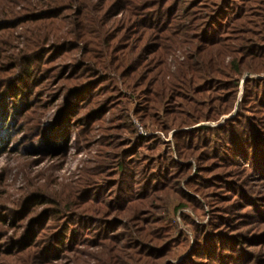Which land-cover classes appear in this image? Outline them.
Segmentation results:
<instances>
[{
    "label": "trees",
    "instance_id": "obj_1",
    "mask_svg": "<svg viewBox=\"0 0 264 264\" xmlns=\"http://www.w3.org/2000/svg\"><path fill=\"white\" fill-rule=\"evenodd\" d=\"M64 1L51 0L26 19L54 21ZM117 3L131 20L118 26L108 64L72 65L71 75L86 78L65 87L49 131L36 122L26 139H37L32 145L45 155L63 154L68 135L75 131L88 142L113 103L121 107L118 125L106 132L123 129L130 136L101 128L100 160L74 198L58 201L34 191L17 207L0 205V258L50 263L82 244L123 241L122 250L109 246L100 264H264V0ZM8 22L0 19V32ZM69 47L55 43L49 51L42 46L0 60V155L38 116L40 89L52 75L46 63ZM108 66L131 90L133 113L161 134L142 136L125 126L126 100L102 74ZM170 133L172 140H165ZM171 202L182 229L169 217ZM122 217L141 226L121 223ZM7 231L11 239L4 242ZM180 242L183 251L175 252Z\"/></svg>",
    "mask_w": 264,
    "mask_h": 264
},
{
    "label": "rangeland",
    "instance_id": "obj_2",
    "mask_svg": "<svg viewBox=\"0 0 264 264\" xmlns=\"http://www.w3.org/2000/svg\"><path fill=\"white\" fill-rule=\"evenodd\" d=\"M50 1L0 0V19L9 21L5 25L6 28L0 32V60L3 63L10 62L9 59L12 57L22 56L20 53L39 51L42 46L49 51L55 43L71 44L67 52L61 51L60 55L53 57L46 63V66L51 68L52 75L44 78V85L40 89V100L35 109L38 116L30 117L33 111L29 114L28 117L30 118L27 120L28 123L23 131L17 133L8 142L5 152L0 155V205L8 208L17 207L22 198L34 191H42L47 197H53L58 201L74 198L75 192L77 193L81 188L80 185L85 180V176L94 169L100 160L99 156L103 152L102 145H100L102 130L105 132L104 134H116L122 138L130 136L128 130L123 129L106 132L108 126L113 128L118 125L116 120L119 117L117 119L115 117L121 111L120 105L117 106L112 102V107L102 117L103 121H97L93 124L92 130L89 132L88 142L84 143L79 135L72 131L67 137V149L63 154L45 155L38 151L36 146L33 147L32 144H35L37 139L33 141H31L32 137L26 139V135L33 132L32 127L36 122H39L42 132L47 133L49 131L64 102L65 87L86 78L84 73L71 75V66L75 63H80L82 66L96 65L100 67L108 64L111 54L109 52L110 47L116 48L115 45L120 40L122 26H118L124 20L128 22L129 17L131 20V15L119 7L118 0H66L63 3L66 7H56L58 8V15L55 20L52 19L54 21L26 19L28 15H33L38 10L47 9ZM123 5L125 6V4ZM49 15L50 13L47 16L49 17ZM55 21L56 25L54 24L55 27H53L52 24ZM52 27L53 30L51 31ZM96 28L99 34L94 33ZM39 34L46 39H38ZM115 37L117 38L113 40ZM176 56L180 59L179 54ZM59 70H61V74L56 75L57 73L54 71ZM102 70L103 75L114 80L113 87L117 88L114 94L121 93L124 95L125 99L123 100H126L124 106L126 105L125 109L127 110L125 126H131L135 134L142 136L161 134L152 126L147 128L133 113L135 104L132 100L131 103L128 102L131 90L124 86L119 75L113 72L115 70L111 68H103ZM0 73H2V69H0ZM3 74L6 75L7 73ZM101 93L99 96L102 100L105 93ZM171 134L165 140L171 141ZM107 150L109 149L104 147V152ZM53 206L57 207L58 204L54 202ZM175 206L176 203L174 202L170 204L169 217L174 218L179 223V229H182L184 227H182L179 213L174 214ZM184 213L190 214V210H184ZM122 218L124 219L120 220L121 223L129 222L136 227L141 226L140 223L131 221L127 217ZM24 223L23 227L16 228L15 231H18V234L26 227V222ZM5 224L7 226L9 222L6 220ZM122 229L124 230V228ZM122 229L117 230L116 233L119 234ZM126 232L129 233L130 231ZM139 233L132 230V234L135 236ZM123 234L125 235V233ZM10 235L11 231H7L2 241L10 240ZM103 243L107 244L104 241L95 245L82 244L77 247L75 252L52 259L50 263L36 261L35 264H100L106 258L109 246L113 249L122 250L124 244L123 241L111 242L105 246L101 245ZM183 248V243L180 242L174 247V251L182 252ZM123 252L132 253L128 250ZM163 262L164 259L161 264ZM172 262L171 258L167 260V263ZM0 264H7L2 257Z\"/></svg>",
    "mask_w": 264,
    "mask_h": 264
}]
</instances>
